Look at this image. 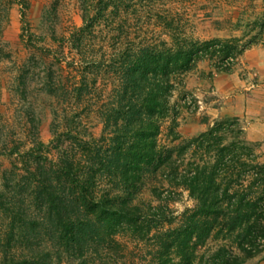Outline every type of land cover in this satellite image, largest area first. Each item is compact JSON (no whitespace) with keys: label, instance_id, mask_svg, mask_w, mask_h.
<instances>
[{"label":"trees","instance_id":"1","mask_svg":"<svg viewBox=\"0 0 264 264\" xmlns=\"http://www.w3.org/2000/svg\"><path fill=\"white\" fill-rule=\"evenodd\" d=\"M185 1L79 0L82 25L20 67L17 93L31 74L51 138L31 105L29 135L0 128V264H247L264 252L260 145L235 117L177 131L180 108H197L185 88L197 64L238 58L230 42L187 39L168 7ZM180 192L192 206L176 213Z\"/></svg>","mask_w":264,"mask_h":264},{"label":"rangeland","instance_id":"2","mask_svg":"<svg viewBox=\"0 0 264 264\" xmlns=\"http://www.w3.org/2000/svg\"><path fill=\"white\" fill-rule=\"evenodd\" d=\"M5 2L10 3V0H0V16L3 15ZM11 2L10 24L2 38L6 44H3L5 47L0 52V128L4 135H29L19 122L25 119L23 108L31 105L35 109V115L43 121L41 139L48 143L51 138V116L45 107V96L38 91L33 76L27 74V95L25 99H21V93H17L23 87L19 69L30 57L41 58L40 50L56 46L52 41V34L57 38L68 36L74 28L82 25L79 0ZM20 3H26L24 16ZM168 7L179 14L188 40L230 42L229 45L235 47L238 53V58L233 63L205 58L197 64L196 70L186 79L185 84L186 90L195 97L197 108L194 109L192 105L190 110L180 108L177 131L183 139H188L217 121L238 118L247 139L260 145L258 152L264 161V94L260 98H253L254 103L244 111L242 107L237 108L240 103L235 98L236 93L232 92L239 90L240 93H264V71L257 64L252 67L248 64L259 62L257 58L260 57L257 54L254 58H248L250 53L260 50L264 52V32L258 29L264 22V0H186L170 3ZM0 45L2 46L1 43ZM72 57L69 55V58ZM217 67L224 68V72H218ZM228 93L231 95L229 98L226 97ZM169 125V120L163 124L160 136L162 143L167 142ZM0 165L8 167L9 160L0 157ZM176 198V201L170 203L171 209L176 213L192 206L187 193L180 192ZM247 264H264V252Z\"/></svg>","mask_w":264,"mask_h":264},{"label":"crops","instance_id":"3","mask_svg":"<svg viewBox=\"0 0 264 264\" xmlns=\"http://www.w3.org/2000/svg\"><path fill=\"white\" fill-rule=\"evenodd\" d=\"M263 53L264 52L262 50H260L258 52L250 53L249 54L250 56L248 55V58H254V56H256L257 54H260V57L257 58V59H259V62H256V61H254V63L248 62L249 66L252 67V66H254V64H257L262 69V71H264V56H263ZM246 57H247V55H246ZM261 73H263V72H261ZM225 78H228V77H225ZM232 92L236 93L235 98L240 103V104H237V108L242 107L244 111H245V109L248 108V105L254 103V101H253L254 99L253 98H256V97L260 98V96H262L264 94V93H260L261 91H251V92L240 93L239 90H237V91H232ZM230 96L231 95L229 93L226 95L227 98H229ZM233 96L234 95H232V97Z\"/></svg>","mask_w":264,"mask_h":264}]
</instances>
